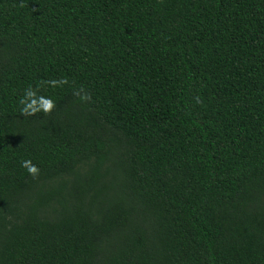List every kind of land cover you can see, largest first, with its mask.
Masks as SVG:
<instances>
[{
    "label": "trees",
    "instance_id": "16d2710c",
    "mask_svg": "<svg viewBox=\"0 0 264 264\" xmlns=\"http://www.w3.org/2000/svg\"><path fill=\"white\" fill-rule=\"evenodd\" d=\"M0 264H264V0H0Z\"/></svg>",
    "mask_w": 264,
    "mask_h": 264
},
{
    "label": "clouds",
    "instance_id": "9594fccd",
    "mask_svg": "<svg viewBox=\"0 0 264 264\" xmlns=\"http://www.w3.org/2000/svg\"><path fill=\"white\" fill-rule=\"evenodd\" d=\"M49 107H51L50 104H46L45 105V108L46 109L49 108ZM21 166L24 167V168H26L27 171H28V173L29 174H32V175H35L37 173V171H38V169L36 168V166L33 165V164H31V162L30 161H27V160L21 161Z\"/></svg>",
    "mask_w": 264,
    "mask_h": 264
}]
</instances>
